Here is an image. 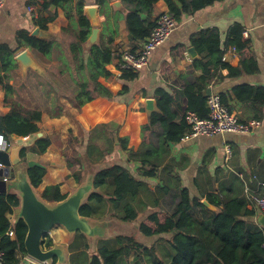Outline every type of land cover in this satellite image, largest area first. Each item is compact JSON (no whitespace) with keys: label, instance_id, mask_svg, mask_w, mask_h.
Masks as SVG:
<instances>
[{"label":"trees","instance_id":"obj_1","mask_svg":"<svg viewBox=\"0 0 264 264\" xmlns=\"http://www.w3.org/2000/svg\"><path fill=\"white\" fill-rule=\"evenodd\" d=\"M123 1L133 6V9L127 12L125 20L133 47L130 50L139 52L157 25V21H152L151 16L160 0ZM165 1L169 14L179 21L184 13L190 10L196 13L218 0H192L190 3L187 0ZM98 3L104 6L106 0H98ZM52 6L64 9L69 20L68 27L63 29V41L40 39L24 34L18 37L16 48L0 44V86L5 92V104L10 107L7 113L0 111V133L10 144L14 138L22 139L18 143L25 145L23 158H26V150L29 147L36 155H44L56 142L54 137L41 132L39 123L42 122L43 112L28 109L21 102L14 100L15 95L21 97L20 90L13 82V71L18 69L16 52L23 46L46 57H52L56 48L60 50L65 47L58 55L62 62L59 73L67 75L70 79L65 82L66 88L55 82L49 83L50 91H47V94L55 92L56 97L60 98L63 93L71 92L70 102L79 110L92 105L96 99L113 100L115 97L129 94L127 83L134 81L138 75V72L121 70L119 64L117 67L113 66L116 55L115 39L119 33L118 19L113 21L111 16L107 15L101 41L87 48L92 26L85 14L84 3H75V0H46L42 10L48 11ZM56 17L51 15L46 22L55 21ZM42 28L46 30L47 26L43 25ZM192 44L198 53L203 55L202 59L194 61V67L202 69L203 75L187 85L182 92L185 105H177L178 109H175L177 94L161 88L156 91L159 111L150 116L144 108H139L136 100L130 103L114 101L109 110V113L112 112L110 117H125L126 122L123 126H116L113 131L105 129V126L99 130L100 135H105V147L101 148L100 145L92 143L94 132H85L89 129L85 128L81 145L84 146V154L79 152L75 157H72L73 154H66L68 167L73 171L77 182L82 180V169L87 166V160L97 157L100 161L106 158L114 151L116 145L128 154V162L139 163L143 171L142 176L155 178L159 167L166 161L164 155L169 154V147L179 144L191 132V127L186 121L187 113H195L202 119L209 117L206 93L218 77L217 73L211 72L212 66L228 69L230 76H238L253 69L252 54L247 55L239 67L224 63L218 35H209L203 31L192 39ZM227 46L236 47L242 54L249 50L248 42L244 40L240 28L233 29ZM121 53L118 54L119 63ZM109 79H117L118 83L112 85ZM235 91L242 102L257 103L260 98L264 99V89L248 87ZM221 98L226 105L222 96ZM261 106H264V101ZM61 112L60 108H56L53 117H60ZM134 121L138 123L134 133L139 138L132 144L124 131ZM157 125L163 130L161 151L155 149L153 144L154 127ZM46 174V168L35 166L28 169L31 185L35 189L43 183ZM93 184L95 190L82 206L81 216L104 217L106 205L112 204L115 209L113 216L121 222L138 221L139 210L132 206L131 201L139 196L145 184L139 177H135L129 168L120 163L101 167L95 173ZM111 186V194L101 191ZM165 192H169V188H165ZM42 198L48 202H61L67 196L61 193L59 185H55L47 187ZM204 201H208L218 210L209 208ZM20 205L21 200L16 193H0V252L4 254L2 264H20L22 258L27 255V224L23 219L13 223L8 218V214H12ZM176 208L173 214L162 209L149 213L139 222L136 233L103 240L91 258L76 257L71 264H264V229L255 222L260 213L258 208H247V202L240 198L231 197L230 200L224 201L220 196L211 194L207 197L205 194L193 197L188 188L180 189V202ZM198 209L205 214L200 220L195 218ZM11 229L15 231V240L7 235ZM163 243H167L171 251V255L164 259L157 255L158 248ZM43 247L47 250L53 247L50 234L45 236ZM132 255L135 257L130 262ZM53 264H58L57 258Z\"/></svg>","mask_w":264,"mask_h":264},{"label":"crops","instance_id":"obj_2","mask_svg":"<svg viewBox=\"0 0 264 264\" xmlns=\"http://www.w3.org/2000/svg\"><path fill=\"white\" fill-rule=\"evenodd\" d=\"M191 1L187 0L188 3ZM78 2L84 3L85 14L89 8H98L100 26L97 43L101 41L107 15H110L113 21L118 19L119 33L115 39L116 47L114 51L116 55L113 59V66L117 67L119 64L118 54L126 49L133 48L125 20L127 12L132 10L133 6L123 0H106L104 6L99 5L98 0H75V3ZM45 3L46 0H7L6 6L0 10V44H8L16 48L18 37L24 34L34 37L33 34L38 28L44 30L43 25L47 26L45 31L53 38L52 40L63 41V29L69 25L66 13L61 7L55 6L49 8L48 11H43L42 7ZM164 13H169V7L165 0H160L155 6L151 20L157 21ZM51 15L57 17L55 21L47 23L46 20ZM235 28L242 30V36L248 42L249 50L244 54L237 51L234 46H227L228 38ZM203 31L209 35L219 36L220 47L223 51L222 60L228 65L239 67L238 65L245 60L247 55H253L254 60L252 65L250 64L253 69L249 70L250 72H242L238 76H230V71L226 68L212 66L211 72L217 73L218 77L210 89L212 94L223 97L233 115L245 122L258 120L261 122L260 127L246 134L226 133L217 136L183 139L179 144L169 147V154L164 155L166 161L159 167L155 178L142 176L143 171L139 163L128 162V154L122 152L116 145L114 151L103 160L98 161L97 157V159L87 160V166L82 169V180L80 183L77 182L73 171L68 167V163L64 158V151L68 148L71 150L74 144V147L81 149V154H84V146L80 147L76 143H69L68 136L72 134L79 139L84 136L85 128L82 120L87 118L86 113L91 111L90 119L93 122L90 121L89 127L95 130V127L99 125L100 130L105 126V129L113 131L116 126H123L126 122L125 117H110L112 112L109 113V110L114 101L130 103L136 100L139 108H144L146 114H148L146 102L148 100L157 101L156 91L161 88L177 94V101L174 104L175 109H178L177 105L184 106L182 92L187 85L203 75L202 69L194 67V61L199 58L202 59L203 55H200L192 44V39ZM91 46L92 43L89 40L86 47ZM192 48L196 51L194 56H191L189 52ZM28 49L32 51L36 61L46 72V76H41L30 70L38 79L24 77L18 67L16 71L21 74V84H18L14 75L13 82L21 93L22 85L26 86L27 83L31 85L32 81L36 80L41 91V97L51 100L54 105L51 112L41 110L43 119L39 126L42 134L54 137L56 142L49 147L44 155H36L29 147L26 150V158H24L25 161L22 164L23 172L26 170H23V168L27 167V162L32 160L46 167L47 174L43 178V183L35 189L39 196L42 197L47 187L59 185L61 193L70 197L81 187H84L89 180L93 179L100 167L120 163L129 168L132 174L139 177L145 184L139 196L131 201L132 206L135 208L148 207V210L152 211L162 209L173 214L176 210L172 212L170 208L177 209L176 207L180 202L181 188H188L193 197H200L203 194L207 197L211 194L220 196L224 201L230 200L231 197L240 198L247 202V208H257L253 197L260 192V184L264 182V106H261L264 99L260 98V102L257 101V103L242 102L237 97L235 90L248 87L264 89V0H218L213 5L196 13H192V10L184 13L177 21V28L170 38L151 55L149 66L138 72L134 81L127 83L130 88L129 94L115 97L113 100L96 99L92 105L81 110L70 102L71 92L67 91L65 94H61L60 98L56 97L55 92L47 94V91H50L49 83L55 82L66 88L65 82L70 79L67 75H60L59 71L54 72L62 66L58 55L65 47L60 50L56 48L52 57L41 55L26 46L21 48V50ZM205 61L207 62L208 59L206 58ZM109 82L115 85L118 80L109 79ZM19 99H24L22 93L21 97L14 96V100L20 102ZM57 99L59 100L57 101ZM4 100L5 92L0 86V111L7 113L10 107H5ZM56 108H60L62 111L60 117H53ZM137 124V121L132 122L124 131L125 136L131 140L132 144L139 138L134 133L138 128ZM87 130L90 131V129H86L85 132ZM162 134L161 126H155L153 144L158 151H161ZM57 136H60V138ZM19 140L22 139L14 138L11 144L23 145L25 148L24 144L18 143ZM227 146L232 149L230 157L227 154ZM30 154L32 156L28 157ZM4 177H0V180L5 181ZM13 181L14 179L10 178L9 181L5 182L9 185ZM165 188H169V192H165ZM94 190L93 186L90 195ZM101 191L111 194L113 187ZM10 192L16 193L21 200L20 194L8 186L7 193ZM108 206L109 213L112 211L110 213L112 219L109 217L111 220H106V215L89 219L92 222L90 224L95 229L93 231L94 235L81 231L69 232L64 227L56 228L62 226H56L51 230L50 237L53 239V248L62 250L65 258L64 264H71L74 258L80 256L89 259L97 252L99 242L123 235L121 233L114 234H116L117 228L118 231L125 229L123 227L127 223L114 217V206L112 204H108ZM16 210L12 214H8V218L13 223H16L19 219ZM197 211L203 216L202 211L199 209ZM255 222L257 224L256 219ZM102 223H106V225L102 226ZM132 225H135V223H132ZM20 264L33 263L32 259L26 255L22 258Z\"/></svg>","mask_w":264,"mask_h":264},{"label":"water","instance_id":"obj_3","mask_svg":"<svg viewBox=\"0 0 264 264\" xmlns=\"http://www.w3.org/2000/svg\"><path fill=\"white\" fill-rule=\"evenodd\" d=\"M86 15L92 26L90 43L96 44L100 26L98 8L87 9ZM33 36L46 40L53 39L41 28H38ZM189 52L191 56L196 55L194 48L190 49ZM15 61L24 77H27L30 70L35 71L41 76H46V72H44L43 68L38 64L32 51L29 49L18 50L16 52ZM211 94L212 90L209 89L206 95L209 97ZM146 109L148 116L153 112H158L159 109L156 100H148L146 102ZM23 150V145L11 144L7 152H0V161L7 166L4 171L0 172V177L11 175V178L14 179L9 185L5 181H0V193L6 194L9 186L11 189H15L21 196V205L16 210V214L19 215V219H23L28 226V233L25 240V248L28 257L32 260L51 264H53L54 260L57 258L59 264H64L65 258L62 254V250L53 247L49 250L44 249V238L46 235H49L51 230L56 226H62L69 232L81 231L94 235L93 231L95 229L90 224L92 223L91 220L89 221L90 218L81 216L80 210L92 192L95 175L84 187H81L75 194L67 197L64 201L49 203L36 193L28 175L29 168L35 166L42 168L46 167L32 160L27 162V167L23 168V170H26L23 172ZM204 204L215 211L218 210V208L210 205L208 201H204ZM256 221L257 224L264 229L263 213L258 214ZM105 225L106 223H102V226ZM27 262L30 263L29 260H27Z\"/></svg>","mask_w":264,"mask_h":264},{"label":"built area","instance_id":"obj_4","mask_svg":"<svg viewBox=\"0 0 264 264\" xmlns=\"http://www.w3.org/2000/svg\"><path fill=\"white\" fill-rule=\"evenodd\" d=\"M7 0H0V10L6 6ZM32 9V8H30ZM177 28V21L169 14H162L158 20L155 29L152 31L147 42L143 45L139 52H132L129 49L122 51L120 60V69L134 72H140L149 66L151 55L158 47L164 44ZM207 106L209 109V117L207 119L200 118L197 114L188 112L186 121L191 127V132L184 140L198 138L200 136H217L226 133L246 134L260 127L261 122L251 120L248 122L241 121L232 114L230 108L222 102L220 95L212 94L208 97ZM10 143L6 137L0 133V152H7ZM227 154L232 155V149L227 146ZM7 166L0 161V172L4 171ZM5 181H9L11 175L4 177ZM257 208L264 214V182L260 184V192L253 197ZM7 235L15 240L16 235L13 229L9 230ZM3 253L0 252V264L3 263ZM33 264H51L48 262H39L32 260Z\"/></svg>","mask_w":264,"mask_h":264},{"label":"rangeland","instance_id":"obj_5","mask_svg":"<svg viewBox=\"0 0 264 264\" xmlns=\"http://www.w3.org/2000/svg\"><path fill=\"white\" fill-rule=\"evenodd\" d=\"M58 71H59V69H56L54 72H58ZM13 75L16 77V80H17L18 84L20 85L21 84V74H20V72L15 70V71H13ZM27 77L38 79V77L35 76L33 71H30V74H29V76L27 75ZM40 92L41 91H40V88L38 86V82L36 80H33L31 85H29L27 83L26 86L25 85L21 86V93L24 95V99H22V100L19 99V100H20L21 104L24 107L28 108V109H38V110L51 112L53 110V107H54V105L52 104V101L41 97ZM7 106L8 105H5V107H7ZM90 112L91 111L86 113L87 118L82 120L83 126H84V128H89L90 130H93L95 137L93 138L92 143L99 144L101 146V148L102 147L104 148L105 147V135H100L99 134V130H100L99 127L100 126L97 125L95 127V130L88 126L91 122H93V120L90 119V117H91ZM57 137L60 138V136H57ZM83 139H84V136L82 138H80V139L79 138H75L72 134L68 136L69 143H72V144L76 143L80 147L82 145ZM80 150L81 149L75 148L74 145H73L71 150L68 148L66 151H64V158L66 159L67 155L71 156L72 154H73L72 157H75V155L77 153H79ZM67 152H69V153L67 154ZM29 156H32V155L30 154V155H28V157ZM95 156H97L96 153H95ZM98 169H99V167H98ZM96 170H97V168H96ZM108 207H109L108 205H106V207H105V208H107L105 219L106 220H111L112 217L110 216V213L112 211H110V213H109ZM152 208H154V207H152ZM138 210L137 211H138V214H139V218H141V219H139L137 222H135V225H132V223L125 224L124 227H123L125 229H121L120 231H118V228H117L116 234H114V235H117V234H120V233L123 234V235H125V234L126 235H132V233H134V232L136 233L137 224L144 218V215H148L149 213L153 212L152 210H148V207L138 208ZM170 210L172 212H174L176 209L170 208ZM203 216H205V214H203ZM109 217L111 219H109ZM201 217H202V215L197 211L195 213V218L197 220H200ZM56 228H63V227H56ZM108 240H112V239H108ZM100 244H101V242L98 243V247H99ZM157 255H158V257H161L162 259L167 258V257H169L171 255V251H170L169 246H168L167 243L161 244V246L158 248ZM134 257H135V255H132L130 257L129 261L132 262Z\"/></svg>","mask_w":264,"mask_h":264},{"label":"bare ground","instance_id":"obj_6","mask_svg":"<svg viewBox=\"0 0 264 264\" xmlns=\"http://www.w3.org/2000/svg\"><path fill=\"white\" fill-rule=\"evenodd\" d=\"M50 179H51V177H50ZM261 213V212H260Z\"/></svg>","mask_w":264,"mask_h":264}]
</instances>
